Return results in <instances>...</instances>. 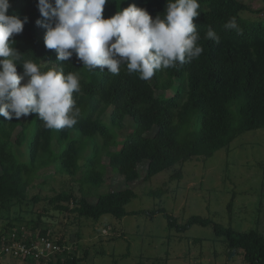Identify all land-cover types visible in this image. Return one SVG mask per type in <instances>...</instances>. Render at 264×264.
Listing matches in <instances>:
<instances>
[{"label": "trees", "instance_id": "obj_1", "mask_svg": "<svg viewBox=\"0 0 264 264\" xmlns=\"http://www.w3.org/2000/svg\"><path fill=\"white\" fill-rule=\"evenodd\" d=\"M166 3L167 0H108L103 16L111 18L135 4L155 19L163 16ZM199 3L200 15L194 23L203 53L182 67L156 72L152 84L140 80L136 74L129 75L126 65H121L119 75H112L107 69L89 72L75 56L70 58L71 63L56 62L55 50L44 46L46 29L36 24L37 19L44 20L37 8L38 0H10L9 15L28 17L23 32L10 38L16 42L13 46L24 59L38 63L41 71L62 68L65 75L79 74L81 92L73 96L81 117L71 129L55 131L45 129L35 114L12 121L0 116V218L7 220L0 230L3 258L15 257L5 252L11 243L20 242L30 248L40 236H45L59 248L56 253L32 254L24 259L33 264H80L84 259L78 256L82 247L78 244L75 252H67L64 237L50 229V221L58 217L57 213L75 214L93 222L104 215L121 219L128 214H144L153 218L161 213L166 219L169 242L176 234L184 239L183 234L193 225L213 231L223 252L214 245L215 248L206 246L203 251L201 237L188 239L201 247L200 258L211 254L217 261L224 255L228 261L225 264L236 257H240L241 264H264V234L260 229L238 231L232 226L235 193L227 204L228 225L197 214L181 222L164 207L131 213L126 209L137 196L130 183L141 178L140 164L144 161L147 162L144 180L150 181L172 168L169 181H179L186 162L207 160L221 149L229 151L241 135L264 130V18L245 15V12L260 13L262 9H255L247 0H199ZM231 17H236L242 29L239 34L223 27ZM208 26L220 36L219 44L204 38ZM17 71L22 73V66L18 65ZM126 120H131L132 126L122 136L120 130ZM103 154L123 176L125 189L103 191L95 202L88 199L86 191L77 198L73 192L64 190L44 198L42 206L33 210L41 199L38 195L29 196V189L46 169L70 176L80 173V182L84 184L85 179L93 186L89 189H94L105 180ZM169 181L150 189L149 195L164 197L167 189L163 186ZM21 226L26 227L30 236L22 237ZM232 251L234 255L228 259ZM87 253L85 249L84 254ZM63 254L65 259L61 258Z\"/></svg>", "mask_w": 264, "mask_h": 264}, {"label": "rangeland", "instance_id": "obj_2", "mask_svg": "<svg viewBox=\"0 0 264 264\" xmlns=\"http://www.w3.org/2000/svg\"><path fill=\"white\" fill-rule=\"evenodd\" d=\"M247 1H251L255 9L262 11L245 12V15L254 19L264 18V3L258 0ZM149 81L155 83L153 77ZM131 126L132 121L126 120L120 134L125 136ZM102 163L105 167V180L99 187L94 186V189H89L92 185L85 179L84 184L80 182V173L70 176L55 172L52 168L46 169L42 177L29 189V196L38 195L41 199L40 204L33 207V210H38L42 206L44 198L52 197L64 190L73 192L77 198L86 191L88 199L95 202L97 195L103 191L125 189L126 181L109 165V158L105 154ZM146 169L147 162L144 161L140 164L141 178L130 183L137 196L126 205L128 212L164 207L181 222L197 214L214 217L218 222L228 225L230 220L227 204L235 193L234 207L230 216L234 229L248 231L257 227L264 234V130L250 131L241 135L233 142L229 151L221 149L207 160L194 159L186 162L183 167L184 176L179 181H169L172 168L157 174L150 181L144 180L142 177ZM166 181L169 182L167 186H163L167 189L164 197L156 198L149 195L150 189L160 187ZM57 216L50 221V229L64 237L68 246L67 252H75L78 244L82 247L78 256L84 259L80 264H225L228 262L224 255L217 261L211 254L200 258L198 256L201 247L191 240L188 242L190 237H201L205 245L203 251H206V246H216L218 251L223 252V247L219 242H215L213 231L209 227L193 225L183 234L184 239H180L176 234L177 236L169 242L166 238L169 233L166 219L161 213L155 214L153 218L144 214H128L121 219L104 215L98 222L77 218L75 214L57 213ZM5 223H7L6 217L0 218V230ZM21 231L22 237L30 236L25 226H21L19 232ZM43 239L45 238L42 237L41 240ZM37 246L40 252L45 251V246L41 244ZM85 249H88L86 255ZM102 250L105 254L100 253ZM53 253L56 252L50 250V254ZM65 257L66 254H63L61 258L65 259ZM229 257L228 259H231ZM0 264H33V262L24 257L3 258L0 254ZM229 264H241L240 257H236L235 261H230Z\"/></svg>", "mask_w": 264, "mask_h": 264}, {"label": "clouds", "instance_id": "obj_3", "mask_svg": "<svg viewBox=\"0 0 264 264\" xmlns=\"http://www.w3.org/2000/svg\"><path fill=\"white\" fill-rule=\"evenodd\" d=\"M107 3L38 0L44 20L37 19L36 24L46 29L44 46L55 50L56 62L71 63L75 56L89 72L107 69L112 75H119L121 65H126L129 75L148 81L156 72L182 67L203 53L194 23L200 15L199 0H167L163 16L155 19L135 4L105 19ZM10 7V0H0V116L12 121L35 114L45 129H71L81 117L73 96L81 92L80 76L73 72L65 75L62 68L41 71L38 63L24 59L10 38L23 32L28 17L9 15ZM223 27L237 34L242 31L236 17ZM204 38L220 43L211 26ZM18 65L22 73H18Z\"/></svg>", "mask_w": 264, "mask_h": 264}, {"label": "built area", "instance_id": "obj_4", "mask_svg": "<svg viewBox=\"0 0 264 264\" xmlns=\"http://www.w3.org/2000/svg\"><path fill=\"white\" fill-rule=\"evenodd\" d=\"M44 237L45 239L41 240V238ZM43 245L45 246V251L43 252H40L38 250V246L37 245ZM51 246L53 247L54 249H50V247L47 246ZM33 249L35 250H38L37 252H34ZM59 248L53 244V242L51 240H48L47 237L45 236H40L37 241L35 243L32 244V247L30 248H26L25 245H22L20 242H14V243H11V245L7 246L6 249H5V252H11L12 255H14L15 257L17 256H22L24 258H27L28 256L32 255V254H35V256H42V255H49L50 254V250L55 252L57 251Z\"/></svg>", "mask_w": 264, "mask_h": 264}, {"label": "water", "instance_id": "obj_5", "mask_svg": "<svg viewBox=\"0 0 264 264\" xmlns=\"http://www.w3.org/2000/svg\"><path fill=\"white\" fill-rule=\"evenodd\" d=\"M234 254V251L231 252L230 257Z\"/></svg>", "mask_w": 264, "mask_h": 264}]
</instances>
